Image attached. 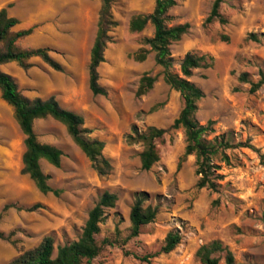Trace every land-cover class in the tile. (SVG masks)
<instances>
[{
    "label": "rangeland",
    "instance_id": "rangeland-1",
    "mask_svg": "<svg viewBox=\"0 0 264 264\" xmlns=\"http://www.w3.org/2000/svg\"><path fill=\"white\" fill-rule=\"evenodd\" d=\"M215 0H177L167 14V26L189 24L188 32L172 42L173 71L187 53L214 58L209 68L196 69L191 81L205 96L198 102L196 117L201 124L214 121L210 136L232 134L233 142L250 140L264 155V85L255 93L240 83L241 73L252 82L264 75V0H223L220 13L227 20L207 23ZM155 0H114L112 12L118 26L110 33L112 42L100 65L99 83L106 95L90 89V54L97 30L99 0H0V10L16 17V30L33 27L19 41L22 48H48L63 71L39 58L24 70L16 63L2 65L14 77L20 92L33 99L55 96L60 105L80 114L87 136L105 143L104 156L112 171L100 176L74 142L66 126L47 117L35 122L42 143L63 152L60 167L41 160L50 186L59 194L41 193L22 173L24 139L14 111L0 93V264H9L22 252L37 247L47 236L55 245L71 243L82 235L90 211L106 192L118 198L106 210L98 241L110 239L95 260L97 264H147L136 258L152 255L153 264H202L198 248L220 240L235 256V264H264V157L249 148L227 151L231 163L214 158L220 166L218 190L198 188L195 155L185 156L183 129L170 130L158 141L160 161L143 170L141 143H130L133 126L168 129L179 116L184 102L179 92L167 85L163 69L151 52L144 61L136 59L143 39L152 37L149 24L140 33L130 31L138 14H150ZM254 33L258 41L248 39ZM157 77L152 90L137 96L140 80ZM181 168L179 169V165ZM147 193V205L158 206L156 220L131 238L130 211L138 193ZM39 206L31 210L34 206ZM5 207H8L5 209ZM180 231L182 241L170 254H160L169 232ZM220 264H226L222 258Z\"/></svg>",
    "mask_w": 264,
    "mask_h": 264
},
{
    "label": "trees",
    "instance_id": "trees-1",
    "mask_svg": "<svg viewBox=\"0 0 264 264\" xmlns=\"http://www.w3.org/2000/svg\"><path fill=\"white\" fill-rule=\"evenodd\" d=\"M99 1L101 2V9L98 30L90 54V89L94 95H106L107 90L99 83L98 69L105 61V50L108 44L112 42L110 33L118 26V21L112 12L114 0ZM222 3L223 0L214 1L207 23L215 20L221 23L227 22L220 13ZM176 4L177 0H155L152 13L138 14L131 19L130 31L140 33L149 24L153 26V36L143 39V44L148 46L149 49L141 48L136 55V59L144 61L147 59L148 54L153 52L156 64L163 69L165 83L180 93L184 106L170 128L150 126L143 130L135 125L127 139L132 144L141 143L143 145L141 165L143 170L149 171L160 161L158 141L170 130L183 129L187 141L185 156L195 155L197 159V174L200 176L197 187L217 191L218 180L222 178V175L218 173L220 166L214 162L215 157L221 156L222 161L230 164L228 150L249 148L259 154H261V151L250 140L233 142L231 133L210 138L215 132L214 121H208L207 124H201L198 121L196 117L198 102L204 98L205 94L190 79L194 70L211 67L214 58L190 52L186 54L180 64L181 75L173 71L175 62L170 46L172 42L180 40L190 28L189 24L167 26V14ZM19 23L16 17L9 16L6 9L0 10V93L2 99L13 108L14 117L25 136L22 173L30 177L41 193L58 195L59 191L50 186V177L42 170L41 160H46L51 165L60 167L63 152L53 145L38 140L35 132V122L37 120L52 117L63 123L74 142L87 156L100 176L110 174L113 167L111 161L104 156L105 143L87 136L91 133V130L85 127L83 116L63 108L55 96L48 99H31L23 95L14 77L2 70L1 66L9 63H16L22 69L28 70L32 66L31 60L39 58L53 69L63 71L62 65L50 55L48 48L20 47L19 41L30 36L34 28L16 30ZM248 39L259 40L254 33L249 34ZM238 81L250 84V91L255 93L264 85V75L258 82H252L248 73H241ZM156 82L157 77L145 74L140 80L137 96L147 94L153 89ZM261 157L263 158L264 155L261 154ZM180 168L181 164L179 165ZM117 200V196L108 191L100 197L98 203L90 211L82 235L78 240L56 246L54 238L47 236L37 247L22 252L9 264H97L95 260L101 255L105 246L111 245L110 239H104L101 243L98 241L97 237L101 233V224L105 221L106 210L114 208ZM147 200L148 195L144 192L138 193L135 198L130 211L131 238L138 237L142 228L152 224L159 213L158 206H152L151 204L146 206ZM37 207L39 206H34L31 210H35ZM7 208L5 207V209ZM0 239L8 240L9 237H6L0 231ZM181 241L180 231L169 232L160 254L172 253ZM135 256L147 264H153L152 255ZM196 257L202 264H220L222 258L225 259L226 264H235L234 253L220 240H212L201 245L196 252Z\"/></svg>",
    "mask_w": 264,
    "mask_h": 264
}]
</instances>
